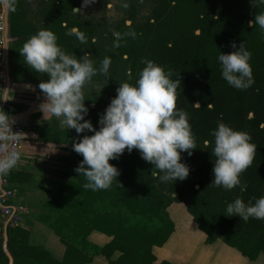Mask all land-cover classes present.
Returning a JSON list of instances; mask_svg holds the SVG:
<instances>
[{"label": "trees", "instance_id": "obj_1", "mask_svg": "<svg viewBox=\"0 0 264 264\" xmlns=\"http://www.w3.org/2000/svg\"><path fill=\"white\" fill-rule=\"evenodd\" d=\"M79 1L82 0H42L35 17L28 11L27 0H17L16 11H8V32L13 39L9 47L12 82L24 81L39 87L42 81H47L48 75L35 72L20 54L23 44L41 29L52 31L58 46L76 58L83 47L93 44L92 37L100 31L98 21L84 20L73 12ZM142 1L128 2L130 27L121 21L113 29L121 33L134 31L136 38L125 37L121 46L115 48L109 31L107 56L114 65L121 63V60L115 61L120 54L134 58L131 74L127 75L130 82L146 66L142 61L149 60L165 71H172L171 79L180 81L178 90L197 92L189 96L190 103L177 104L190 115L189 124L196 143L191 156L181 152V163L188 166L189 176L183 181L162 183L151 175L154 166L142 159L139 150L133 149L109 161L120 172L110 189H85L86 179L75 171L83 157L72 145L94 132L77 134L75 129L60 127L59 119L54 116L36 121L34 131L38 140L57 144L61 151L68 152L66 157H61L62 168L55 170L59 177L47 189L49 199L43 203L46 211L38 218L53 230L65 249L63 257L57 259L43 246L29 243L28 228L9 224L6 233L7 248L13 258L11 264H88L97 255L104 256L109 264H172L167 260L156 262L153 247L162 246L173 232L174 223L167 208L179 200L186 203L187 211L205 233L207 243L220 239L249 260L264 252V220L249 218L245 222L237 216H226L227 204L236 198L247 204L264 197V30L258 25L248 27L255 14L264 12V5L253 8L250 0H144L152 6L150 17L136 23L135 15L141 10ZM100 24L101 28L107 25ZM74 27L85 34L86 43L66 35ZM194 29L199 33H193ZM99 36L103 38V34ZM233 42L237 45L235 49L231 47ZM241 43L252 54L249 63L254 80L243 91L224 80L218 60L220 53L237 51ZM93 96L95 107L86 106L89 111L85 119L99 130L101 125L97 119L105 114L114 98L110 93ZM195 100L201 102L200 108L191 105ZM219 122L248 133L256 146L252 165L240 176L241 183L247 185L245 192L239 186L226 190L212 184L216 159L212 132ZM205 140L210 142L207 147ZM6 177L10 182H28L31 178L30 174L20 171H10ZM60 179L64 181L56 184ZM93 230L110 236V241L104 245L92 243L87 237ZM115 253L117 257H113ZM8 262L0 232V264Z\"/></svg>", "mask_w": 264, "mask_h": 264}, {"label": "clouds", "instance_id": "obj_2", "mask_svg": "<svg viewBox=\"0 0 264 264\" xmlns=\"http://www.w3.org/2000/svg\"><path fill=\"white\" fill-rule=\"evenodd\" d=\"M93 2L83 0V7ZM16 3L17 0H0L9 12L16 11ZM250 4L257 8L264 5V0H250ZM80 10L73 8L74 13ZM257 25L264 30V12L255 14L254 20L248 22L250 28ZM66 35L75 36L81 43L87 42L85 34L78 28H72ZM136 35L134 31L121 33L112 30L113 47L119 48L125 37L135 39ZM231 47H237L235 42ZM20 54L31 69L49 77L39 84L46 98L40 106L45 118L54 116L59 119L60 127L75 129L77 134L94 132V135H84L72 145L73 150L83 157L75 171L86 179L85 189H110L120 172L109 161L119 159L125 150L131 153L133 149L139 150L142 159L154 166L151 175L162 183L183 181L189 176L188 166L181 163V152H188L191 156L196 143L188 114L177 109L176 89L180 81L171 79V70L165 71L164 67L149 60L142 61L146 66L141 70L136 85L120 84L117 96L101 116L100 129L96 130L85 119L89 110L84 104L83 87L97 74L109 75L110 58L105 57L97 69L89 54L80 59L66 54L58 46L57 36L47 29L32 35L23 44ZM251 55L241 43L237 51L218 56L222 77L233 88L243 91L254 83L249 63ZM193 107L200 108V105L195 103ZM12 123L14 121L0 111V176L8 175L21 157V153L12 148L21 135L12 131ZM212 136L213 155L216 157L212 184L226 190L239 186L241 192L247 191V185L241 183L240 176L252 165L255 157L256 146L251 143V136L223 122L218 123ZM204 143L207 147L210 142ZM226 211V216H237L245 222L249 218L264 220V197L247 204L236 198L227 204Z\"/></svg>", "mask_w": 264, "mask_h": 264}, {"label": "crops", "instance_id": "obj_3", "mask_svg": "<svg viewBox=\"0 0 264 264\" xmlns=\"http://www.w3.org/2000/svg\"><path fill=\"white\" fill-rule=\"evenodd\" d=\"M34 86L20 81L12 83L10 89L12 99L10 106L16 108L13 115L24 128V135L18 150L21 157L11 171H20L31 176L28 182H10L16 189L11 201L15 204H23L26 208L25 214L22 215L21 225L30 231L29 243L43 246L52 256L61 259L65 249L64 245L60 244L53 230L38 219L46 211L43 203L49 198L47 189L51 187L55 178L59 177L55 170L60 164L57 162L58 158L53 159L55 152L59 151L56 145L38 140L37 133L34 131L39 112L43 113L36 99H31L32 95L36 94L33 90ZM27 95L29 97H26ZM42 118H45L44 113ZM175 226L176 224H174L173 233L162 246L153 247L156 262L167 260L172 264H264V252H261L256 259L249 260L220 239L207 243L205 234L191 236L176 233ZM109 239L110 237L106 236L104 243ZM51 246L56 247L57 253L50 248ZM92 263L109 264L103 256H95L89 264Z\"/></svg>", "mask_w": 264, "mask_h": 264}, {"label": "flooded vegetation", "instance_id": "obj_4", "mask_svg": "<svg viewBox=\"0 0 264 264\" xmlns=\"http://www.w3.org/2000/svg\"><path fill=\"white\" fill-rule=\"evenodd\" d=\"M42 1V0H41ZM124 1V4H127V5H129L128 4V2H129V0H123ZM142 4H148L149 5V9H148V11L146 12V13H144V15L142 14V12H141V10H137V12H136V15H135V18H136V20H135V22L136 23H142V22H144V21H146L147 19V17L149 18L150 17V10L152 9V6H151V4L149 3V2H146V1H142ZM91 5H92V7H91ZM98 5H99V1H97V2H93L92 4H90V5H88L87 7H83V0L80 2H78V4L76 5V7H74V8H80L81 10L79 11V12H77L78 14H80L81 16H82V19H84V20H86V19H88V18H90V19H92L93 21H98L97 22V26L100 28V31H98L97 33H96V35H94L93 37H92V39H91V43H93V38L95 39V43H93V44H90V45H88V46H85V47H83V54L85 55V54H90L91 52H89L88 50H93L95 47H94V45L95 44H99V50H98V53H99V55L100 56H102V60L105 58V57H108L107 55H108V51H109V43H110V41H111V38H110V36H109V31H112L114 28H115V25L118 23V22H121V21H124L125 22V25L126 26H131L132 25V21L129 19V16L127 15V10H126V8H124V7H122V9L123 10H121V15H120V17H118V18H116V19H113L112 21H110V24L108 23V22H106V21H102L103 19H102V17H97V15H95L94 13H96L97 11H95V10H97V8H98ZM80 6V7H79ZM7 17H8V15H7ZM151 21H153L152 19H151ZM100 22H102V23H107V25H105V26H103L102 28H101V24H100ZM63 25H65V23H63ZM74 28H76V27H74ZM102 31V32H101ZM9 33V32H8ZM193 33H195V34H198L199 33V30L198 29H194L193 30ZM98 34H103V38L102 39H100V37L101 36H99V38H98ZM13 41V39L11 40V42ZM11 42H10V44H11ZM105 42V43H104ZM104 44V45H103ZM170 45V44H169ZM95 46H97V45H95ZM9 47H10V45H9ZM94 47V48H93ZM105 49V54L103 53V50ZM80 55V54H79ZM99 56V57H100ZM99 57H97L96 59H94V60H96L97 61V67H95V68H100V62H99ZM79 58V57H78ZM77 58V59H78ZM111 60V59H110ZM116 60H122V61H124V63H125V65H126V69H125V73L123 74V75H118V76H116V78H115V81H114V83L111 85V87H109V86H106V88L105 87H103V88H100L99 90H97L96 91V93L95 94H97V95H101V94H105V93H110V94H112V96H113V98H115L116 96H117V89L120 87V84L121 83H124V82H128V83H130V84H132V85H136V82H137V79L139 78V75L137 74V76L136 77H134L133 78V80L134 81H132V82H130V81H128L127 79V75H130L131 74V70H130V64H131V61L132 60H134V58L133 57H131V56H129V55H127V54H123V55H121L120 54V56H118L116 59H115V61ZM141 61V60H140ZM8 69H9V83L6 85V87H5V90H4V94H2L1 95V103L3 102V99H5V103H3L4 105H3V108H4V112L10 117V118H14L15 120H18L17 118H15V116L13 115V113H10V108H14L13 106H10V102H12L11 100V95H10V89H11V86H12V83H17V82H12V80H11V77H10V62H9V56H8ZM6 80H7V78H6ZM107 87H109V88H107ZM8 89V90H7ZM6 90H7V93H6ZM197 92L196 91H189V90H181V89H177L176 90V96H177V98L179 97V99H177L176 100V106H177V109L178 110H181L180 108H178V103H181V104H188V103H190V100L188 99L189 98V96H192V95H195ZM202 93H205V94H211V92H208V91H202ZM213 94V93H212ZM93 96V95H92ZM89 97V100H88V103H86L85 104V106H89L90 108H94L95 107V103L92 101V98L94 97ZM182 98V99H181ZM195 103H199V105L201 106V102L199 101V100H195V101H192L191 102V105L193 106V104H195ZM210 105V104H209ZM14 109H16V108H14ZM43 117V113H41V112H39V115H38V120L37 121H39V120H42V119H47V118H49V117H52V116H48L47 118H42ZM249 117H252V113H249ZM189 118H190V115L188 116V120H189ZM100 119H101V117H98V119H97V122H98V125H101L100 124ZM19 121V120H18ZM20 122V121H19ZM20 124L22 125V123L20 122ZM260 126L262 127L263 126V124H260ZM22 127H23V125H22ZM23 135H24V128H23ZM22 140V139H21ZM205 141H207V140H205ZM204 141V142H205ZM22 142V141H21ZM205 144V143H204ZM55 145H57V144H55ZM56 148L59 150V151H61L57 146H56ZM63 162V161H62ZM63 165H64V163H63ZM62 166V165H61ZM196 189L197 188H199V185L198 184H195V186H194ZM15 189V188H14ZM15 193H16V189H15ZM49 199V198H48ZM178 202H180V203H183L184 204V207L186 208V210H187V206H186V203L184 202V201H181V200H179ZM173 204V202L170 204V205H172ZM169 205V206H170ZM168 206V207H169ZM167 210H168V208H167ZM168 212L170 213V211L168 210ZM189 213V212H188ZM190 214V213H189ZM170 215V214H169ZM192 217V216H191ZM193 219V218H192ZM194 221V220H193ZM195 222V221H194ZM195 224L197 225V223L195 222ZM197 228H198V226H197ZM199 229V228H198ZM200 230V229H199ZM0 232L2 233V229L0 228ZM93 232H99V231H97V230H93V231H91L90 232V234L88 235V240L90 241V235L93 233ZM203 232V231H202ZM100 233H102V232H100ZM204 233V232H203ZM104 234V233H103ZM205 234V233H204ZM104 235H106V234H104ZM107 237H110V236H108V235H106ZM110 239H111V237H110ZM110 239L108 240V241H110ZM217 240V239H216ZM60 241V240H59ZM107 241V242H108ZM106 242V243H107ZM214 242V241H213ZM92 243H94V242H92ZM63 244V243H62ZM105 243H103L102 245H104ZM159 247V246H158ZM261 253V252H260ZM259 253V254H260ZM258 254V255H259ZM97 256H102V255H97ZM118 256V253H115L114 254V256L113 257H117ZM95 257V256H94ZM93 257V258H94ZM104 257V256H103ZM93 260V259H92ZM91 260V261H92ZM90 261V262H91ZM89 262V263H90ZM88 263V264H89Z\"/></svg>", "mask_w": 264, "mask_h": 264}, {"label": "rangeland", "instance_id": "obj_5", "mask_svg": "<svg viewBox=\"0 0 264 264\" xmlns=\"http://www.w3.org/2000/svg\"><path fill=\"white\" fill-rule=\"evenodd\" d=\"M97 1H99V5H98L97 10H95L97 12L94 13L95 15H97V17H102V19H104V21L108 22L109 24H110V21H112L113 19L120 17L121 10H123L122 7L124 5L123 0H94V2H97ZM27 2H28V6H29L28 11H29L30 15L31 16L34 15L35 17H37L39 12H38V9H36V8L41 7L42 1L41 0H27ZM91 7H92V5H91ZM148 9H149L148 4H142L141 12L143 15H144V13H146L148 11ZM96 45L97 46H95V48L93 49V53L89 54V58L93 61L94 67H97V61L94 59H96L97 57L100 56L98 53L99 44H96ZM103 53L105 54V49L103 50ZM83 55H84L83 53H80V55L78 56L79 57L78 59L82 58ZM101 61H102V56L99 57L100 64H101ZM126 68L127 67H126L124 61L121 60L120 64H116V65L110 64L109 75L107 77L100 75V74L93 76L91 81L87 82L83 87V95L85 98L84 104L88 103L89 97L94 95L96 93V91L99 90L100 88H103V87L106 88V86L111 87V85L115 81L116 76L123 75L125 73ZM46 79L48 80L49 77L48 78L46 77ZM109 87H107V88H109ZM38 88L39 87H36V86L33 87V90L36 92V94H33L31 99L35 98L36 102H38L39 105L41 106V104L45 102L44 100L46 98L44 97L41 90ZM14 91H15V89H14ZM26 97H29V95H27ZM40 97H41V99H40ZM40 102H41V104H40ZM15 111H16V109L10 108V113H13ZM64 128H66V127H64ZM55 153L56 154L54 155L53 159L58 158L57 162H59L60 165L56 164V166L58 165L56 170H59L63 166L62 158L66 157L68 152L57 151ZM55 180H56V178H55ZM63 181H64V179H60L58 182H56V184L57 183L60 184ZM65 181H66V179H65ZM168 210L170 211L169 214H170L171 219L173 221H175L176 233H182V234L191 235V236L200 235V234L202 235L203 232H201L196 227V224L194 223L191 215L188 213V211L184 207L183 203H180L178 201H174L173 204L168 207ZM105 238H106V236L100 232H94L90 235V241L94 242L97 245H102L104 243ZM172 239L177 240L175 238H172ZM60 244H61V242H60ZM50 248L55 253H57L56 247L51 246ZM92 264H95V263H92Z\"/></svg>", "mask_w": 264, "mask_h": 264}, {"label": "built area", "instance_id": "obj_6", "mask_svg": "<svg viewBox=\"0 0 264 264\" xmlns=\"http://www.w3.org/2000/svg\"><path fill=\"white\" fill-rule=\"evenodd\" d=\"M8 18V17H7ZM9 34V33H8ZM12 38L6 35L5 25L3 20V9L2 4H0V111L4 112V108L1 103V95L4 94L5 87L7 85V74L5 65H8V61L5 59V47L7 42L9 44ZM14 121L12 123V131L14 133H19V140L12 145L14 150H19L21 145V139L23 137V127L18 120L11 118ZM15 195V189L11 185L10 181L6 176H0V228L2 229L3 224L6 220H9V224L21 225L22 215L25 214L26 209L23 204H15L11 200Z\"/></svg>", "mask_w": 264, "mask_h": 264}, {"label": "water", "instance_id": "obj_7", "mask_svg": "<svg viewBox=\"0 0 264 264\" xmlns=\"http://www.w3.org/2000/svg\"><path fill=\"white\" fill-rule=\"evenodd\" d=\"M2 9H3V20H4V25H5V32H6V35H9L8 34V30H9V24H8V18H7V15H8V10L2 5ZM9 41L7 42L6 44V47H5V59L8 61V56H9ZM5 69H6V74H7V84L9 83V69H8V65L6 64L5 65ZM8 90V89H7ZM7 90H6V93H7ZM3 103H5V99H3V102H2V106L4 105ZM25 207V206H24ZM26 209V208H25ZM9 220H6L5 223L3 224L2 226V236H3V249H4V252L5 254L7 255L8 257V264H11L12 261H13V258H12V255L10 254L8 248H7V233H6V228L7 226L9 225ZM173 223L175 224V221H173ZM175 229H176V226H175ZM174 231V230H173ZM201 231V230H200ZM173 233V232H172ZM171 233V234H172ZM170 234V235H171ZM174 236V235H173ZM172 236V237H173ZM170 237V236H169Z\"/></svg>", "mask_w": 264, "mask_h": 264}]
</instances>
